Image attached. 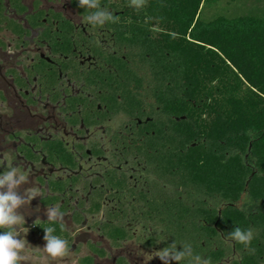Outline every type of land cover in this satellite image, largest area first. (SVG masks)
I'll return each mask as SVG.
<instances>
[{
    "label": "trees",
    "instance_id": "trees-1",
    "mask_svg": "<svg viewBox=\"0 0 264 264\" xmlns=\"http://www.w3.org/2000/svg\"><path fill=\"white\" fill-rule=\"evenodd\" d=\"M220 1L146 0L137 12L129 0H99L100 8L119 18L96 26L106 30L116 51H106L102 59L105 84L119 87L117 107L141 115L142 102L153 100L172 123L170 169L175 178L171 191L163 190L148 203L127 206L124 213L131 223L142 219L161 229V233L140 236L145 245L162 239L165 247L175 242L182 250L189 244L193 256L200 255L210 264L235 250V258L226 264H264V14L207 17L205 9H216ZM74 4L84 17L95 11L81 8L79 0ZM6 12L0 0V26L23 36L22 25ZM61 21L56 36L70 37L72 24ZM78 36L76 43L82 47L86 37L81 32ZM70 39L66 45L58 42L55 53H72ZM70 68L77 69L62 67ZM183 115L179 122L175 120ZM44 151L51 160L76 167L73 153L63 142L50 141ZM68 184L56 181L53 190L64 192ZM100 197L96 189L90 202L82 204L88 214L101 211ZM118 211H110L109 221L102 225L114 245L133 237L127 221L115 220ZM82 218L76 212L75 220ZM49 224L44 223L43 229ZM55 227L53 235L66 239L69 248L73 236L64 225L63 230L59 223ZM236 227L253 231L249 246L229 238ZM92 249L105 255L94 244ZM93 260L87 256L81 262ZM171 264H188V259Z\"/></svg>",
    "mask_w": 264,
    "mask_h": 264
},
{
    "label": "flooded vegetation",
    "instance_id": "flooded-vegetation-1",
    "mask_svg": "<svg viewBox=\"0 0 264 264\" xmlns=\"http://www.w3.org/2000/svg\"><path fill=\"white\" fill-rule=\"evenodd\" d=\"M14 1L4 0L6 14L24 31L19 36L0 26V33L8 34L0 36V173L12 163L29 180L19 194L29 187L41 193L18 209L25 221L23 232L16 238L29 242V259L20 264H30L32 256L47 243L43 226L49 222L46 209L53 206L65 214L63 225L73 236L68 251L83 246L88 249L76 264H84L81 259L87 256L94 257L89 264H122V258L126 264H145L146 258L137 256L138 250L164 249V241L159 239L149 246L139 237L161 233V229L142 219L131 223L124 212L127 206L148 203L163 190L171 191L175 178L170 169L171 119L153 100L142 102L141 115L117 107L119 87L105 84L108 78L102 59L106 51H116L105 29L85 22L75 0ZM62 19L73 26L70 37L56 36ZM80 32L86 37L82 47L76 43ZM69 39L73 52L55 53L57 43L66 45ZM70 65L77 69H62ZM183 118L175 116L177 122ZM55 140L73 153L76 167L55 162L45 153L44 146ZM75 178L78 183H73ZM56 181H69L64 192L53 190ZM96 189L100 190L102 209L88 214L82 204L90 202ZM54 197L59 200L54 201ZM116 209L115 220L127 221L133 235L120 245H114L102 228L109 221V212ZM76 212L83 215L80 222L75 220ZM73 226L86 232L74 234ZM6 230L0 228V233ZM94 231L97 238L92 235ZM129 242L136 245V255L127 246ZM93 244L105 255L94 252ZM235 256L233 250L217 264H226ZM160 264L164 262L160 260Z\"/></svg>",
    "mask_w": 264,
    "mask_h": 264
},
{
    "label": "clouds",
    "instance_id": "clouds-1",
    "mask_svg": "<svg viewBox=\"0 0 264 264\" xmlns=\"http://www.w3.org/2000/svg\"><path fill=\"white\" fill-rule=\"evenodd\" d=\"M146 5V0H129V6L139 12ZM81 8L92 10L84 19L93 27L103 26L107 22L116 23L119 18L114 16L107 8H100L99 0H79ZM29 183L28 176L21 172L12 163L6 165V170L0 173V228L7 229L0 233V264H20L27 261L29 256L26 253V244L29 243L24 238L17 239L23 228L25 218L18 209L22 205L29 204L32 199L40 196L41 193L34 187L24 190L23 195L19 194V189ZM49 226L44 227V240L47 241L43 250L52 259L62 258L68 252V241L60 236L53 235L56 231L55 225L60 224L63 230L64 213L58 207H48L46 209ZM19 226V230L17 229ZM27 233H25L26 236ZM229 238L246 247L251 244L253 231L251 229L242 230L236 227L229 233ZM156 256L164 262L171 264V261H182L188 259V264H210V260H204L200 255L193 256L191 246L184 244L182 250L177 249L175 242L168 247L156 252Z\"/></svg>",
    "mask_w": 264,
    "mask_h": 264
},
{
    "label": "rangeland",
    "instance_id": "rangeland-1",
    "mask_svg": "<svg viewBox=\"0 0 264 264\" xmlns=\"http://www.w3.org/2000/svg\"><path fill=\"white\" fill-rule=\"evenodd\" d=\"M243 12H254L259 15L264 14V0H221L219 5L216 9H205V13L207 17H211L215 15L216 13H224L226 15H236ZM0 36H7L8 34H1ZM71 147V143L68 145ZM72 232L74 234L78 233H84L86 232L85 228H82L80 226H73L71 228ZM94 238H97V233L94 231L92 233ZM127 246L130 247V250H132L135 255L137 252V247L134 243L129 242ZM162 250L159 246L156 248H150V249H142L138 250L137 256H145L146 263L145 264H160V258L159 256H156V252ZM88 251L86 246L80 247V250H78V247L70 252L68 251L67 254L62 258L52 259L50 258L47 253L41 249L38 251L35 255H33L31 260H29L30 264H76L77 259L84 255Z\"/></svg>",
    "mask_w": 264,
    "mask_h": 264
},
{
    "label": "water",
    "instance_id": "water-1",
    "mask_svg": "<svg viewBox=\"0 0 264 264\" xmlns=\"http://www.w3.org/2000/svg\"><path fill=\"white\" fill-rule=\"evenodd\" d=\"M77 242H78V239H77Z\"/></svg>",
    "mask_w": 264,
    "mask_h": 264
}]
</instances>
